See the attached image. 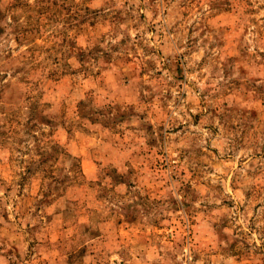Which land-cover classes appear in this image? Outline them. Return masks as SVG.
<instances>
[{"label": "rangeland", "instance_id": "rangeland-1", "mask_svg": "<svg viewBox=\"0 0 264 264\" xmlns=\"http://www.w3.org/2000/svg\"><path fill=\"white\" fill-rule=\"evenodd\" d=\"M0 264H264V0H0Z\"/></svg>", "mask_w": 264, "mask_h": 264}]
</instances>
